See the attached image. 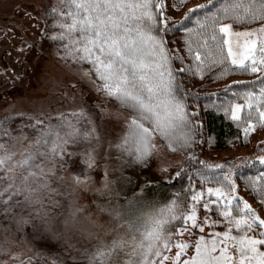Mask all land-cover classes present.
<instances>
[{
	"label": "rangeland",
	"instance_id": "rangeland-1",
	"mask_svg": "<svg viewBox=\"0 0 264 264\" xmlns=\"http://www.w3.org/2000/svg\"><path fill=\"white\" fill-rule=\"evenodd\" d=\"M197 2L168 8L166 15L178 17ZM55 3L56 0H0V117H23L16 122L18 127L11 133L10 142L0 144V264H89L90 256L92 264H127L130 259L138 262L140 259L133 256L130 233L124 235L123 228L117 226L118 218L109 210L112 203L102 195L113 187L110 168L126 154L115 145L127 131L129 116L115 98L93 86L101 83L96 76L91 84L81 78L80 67L87 69L83 63L66 61L45 36L44 12ZM223 23L230 24L235 33L257 30L264 20L241 28H234L229 21ZM133 24L139 26L135 21ZM260 35L257 31L253 37L258 46ZM227 38L241 43L247 39L235 35ZM41 113L47 120L44 126L55 128L49 146L38 142L37 131L31 129L35 120L29 116L39 119ZM88 117L102 133L99 144L94 146L97 166L90 172L81 167L79 153L88 145L77 131ZM59 123L67 126L59 128ZM0 136H5L2 131ZM152 140L156 149L141 175L155 180L174 173L184 155L164 149L158 136ZM259 140L260 146L264 145V130ZM37 148L40 153L31 155ZM251 149L239 146L226 153L242 155ZM73 169L85 172L91 181L84 182ZM106 173L109 184L103 188ZM247 202L255 209L253 214L259 211L257 214L264 219V204ZM192 207L189 204L188 211ZM201 207H196L195 212ZM196 217L195 226L191 220H184L183 227L175 228L168 248L163 250L168 259L157 258L163 264H177L174 257L178 252H183L182 259H186L194 254L197 243H210L217 239L216 233L228 230L223 222L227 218L212 215L204 207ZM213 221L218 222L214 228L210 226ZM121 238L123 245L119 243ZM113 240L117 241L115 245ZM219 240L225 246L224 238ZM180 243L187 247L178 248ZM226 247L228 255L237 259L236 245L229 243ZM219 251L218 247L216 254Z\"/></svg>",
	"mask_w": 264,
	"mask_h": 264
},
{
	"label": "snow or ice",
	"instance_id": "snow-or-ice-1",
	"mask_svg": "<svg viewBox=\"0 0 264 264\" xmlns=\"http://www.w3.org/2000/svg\"><path fill=\"white\" fill-rule=\"evenodd\" d=\"M65 7L74 11L65 12L55 7L51 9L49 14L56 17L54 26L60 30L48 38L61 41L60 47L64 48L65 59H72L81 65L86 60L92 63L94 73L80 67L79 74L82 79L91 84L94 76L99 77L101 83L93 85L98 91L106 92L121 105L135 110L126 121L127 131L115 145L128 155L129 163L135 161L143 164L152 157L156 149L152 137L157 134L166 141L168 148L177 144L186 148L188 144L195 142L199 124L194 123L191 117L196 113H189L185 101L177 95L182 85L177 82L179 70L172 64L173 60H179L183 64L184 58L178 54L172 56L167 49L163 34L169 31L181 30L185 33V47L195 63L185 67L184 72L202 74L220 65V75L230 70L260 73V77L255 81L238 82L235 85L238 89L235 95L242 97L250 109L255 106L260 122L264 124V24L257 30L233 33L231 25L222 22L226 19L233 22L264 20V0H206L205 4L192 10L185 21L171 27L167 25L166 5L154 0H65ZM201 11L202 15L196 14ZM69 17L72 22L66 23ZM133 21L139 26L136 27ZM189 22L193 24L192 27L186 26ZM75 29L80 33L78 39H72ZM257 31L261 34L259 46L257 39L253 38ZM232 35L247 39L243 43L239 40L233 42L227 38ZM45 36L48 34L45 33ZM66 37L69 40L67 44L63 43ZM249 84L258 86V91L249 87ZM230 105L225 112L230 110L232 117L238 119L243 105L232 102ZM81 115H84L83 111ZM59 116L60 120H63V114L60 113ZM29 119L35 120L31 125L34 128H43L47 123L43 113L39 119L33 116H29ZM145 121H150V124ZM177 129H180L179 134ZM248 130L244 129L245 132ZM77 131L82 136V142L88 145L79 153L81 167L90 172L97 166L94 146L99 144L102 133L91 117H88L86 124ZM45 132L48 134L47 129ZM258 159L264 164V155ZM207 167L220 169L222 165L209 164ZM73 171L82 176L84 182L92 179L84 174L85 172H77L75 169ZM196 174L202 185H215L205 191L214 194L216 199L212 200L211 204L206 199L203 207H212L222 218H227L223 222L228 230L216 233L217 239H212L210 243H197L194 254L186 259H182L183 252H178L174 257L177 264H264V219L253 214L247 201L236 202L239 197L235 195L237 187L234 169L230 167L227 171H218L214 175H204L198 171ZM186 175L187 188L193 202L192 210L185 208L188 201L181 199L177 193L175 198L170 199L152 218L151 227L146 231L144 238L138 243L134 242L136 248L133 249V254L139 249L141 259L138 262L130 259L127 264H163V261L157 258L168 259L163 250L168 248L175 232V224L171 222L179 224L183 220H191L194 226L197 224L195 208L198 205L195 202L201 200L204 192L193 189L191 175L187 172H176V176L181 180ZM262 177L264 174L256 179ZM121 179L127 183L132 182L126 175L121 176ZM245 179L254 185L252 178ZM108 184L106 173L103 188H107ZM261 195H264V189H261ZM217 223L213 221L210 226L214 228ZM165 225H170L172 231H168ZM254 229L259 231L254 232ZM233 231L238 234L233 235ZM250 232L253 234H249ZM219 237L224 238L222 244L225 246H221ZM200 239L204 240L203 237ZM112 243L115 245L117 241L113 240ZM119 243H125L123 238ZM229 243L236 245L239 250L235 260L228 255L226 245ZM177 247L183 249L187 245L180 243ZM218 247L220 251L216 254ZM96 255L100 253L97 252ZM89 264H92L91 256Z\"/></svg>",
	"mask_w": 264,
	"mask_h": 264
},
{
	"label": "trees",
	"instance_id": "trees-1",
	"mask_svg": "<svg viewBox=\"0 0 264 264\" xmlns=\"http://www.w3.org/2000/svg\"><path fill=\"white\" fill-rule=\"evenodd\" d=\"M195 0H154V2H163L166 5V14L168 8L180 7L188 4ZM206 0H199V2L187 7L184 12L178 17L167 16V25L178 26L182 21H185L187 16L196 9L199 5L205 4ZM57 10H63L65 12L74 11L65 7V0H56V3L48 7L44 12V26L46 28L47 37L52 36L56 31L60 29L54 26V20L56 17L49 14L52 8ZM131 12L132 9H129ZM197 15H202L201 12H197ZM163 20V17H161ZM194 20V16H193ZM229 21L234 28H241L245 26H251L261 22L258 20L255 22H233L230 19H226L222 22ZM66 23H71L69 17ZM187 27H192L191 22L186 24ZM50 33V34H49ZM72 39H78L80 36L79 30L75 29L72 34ZM164 40L167 44V49L170 51L172 56L179 55L183 57V64L179 60H173V67L179 70L178 83L182 87L178 90L177 95L182 97L186 103V108L189 113H196L191 119L194 123L198 122L199 128L196 130L194 137V143H190L186 148L181 147L179 144L174 145L173 148H168L166 141L160 138V143L164 149L173 153H182L184 155L183 163L178 169L172 174L165 175L162 178L150 180L142 178L141 169L145 163L140 164L135 161L129 163V157L127 154L120 156L118 161L114 163V167L110 168V178L113 183V187L105 191L102 195L107 201H110V211L115 213L118 218V227L123 228L124 235L130 233L129 237L132 238L136 248V243L144 238L146 231L151 227V220L155 217L159 210L167 204L170 199L175 198V195L179 193L181 199L188 201L185 208L188 210L189 204L193 205L191 201V193L187 188L188 176L186 175L183 180L176 176L177 171H184L191 175L192 186L194 190L203 191L204 195L200 201L195 202L197 207L202 206L196 210L198 214L199 209H203V202L207 199L211 204L212 200L216 197L214 194H209L205 190L208 187H215L212 183L201 184L199 176L196 172H201L204 175L212 173L213 175L218 171H227L230 167L234 169V179L236 182L237 191L236 196L239 197L237 203L242 201L256 202L261 206L264 204V195H261V189H264V177L256 179L258 176L264 174V164L259 161V156L264 155V145L260 146L261 140L259 137L261 131L264 130V124L260 122L259 114L253 108L247 106L246 101L242 97L235 95L238 89L235 87L238 82H250L255 81L260 77V73H240L239 71L230 70L224 75H220L221 66L217 65L211 70L205 71L202 74H193L192 72H184L183 69L190 65H194V61L188 55L185 47L184 36L185 33L181 30L169 31L163 34ZM51 45L55 46L60 53L61 57L64 58V48L60 47L61 41L59 39L52 40ZM63 43H69L66 37ZM65 59V58H64ZM72 63H77L72 59H65ZM83 65L86 66L90 71H94V66L90 61H83ZM235 68V66H231ZM194 72V69H193ZM99 80V77H96ZM253 90L258 91V86L249 84ZM190 93V94H189ZM194 94V95H192ZM230 102L241 103L243 107L240 109L239 118L234 119L231 111L225 112L226 108H230ZM123 106V105H122ZM127 116H130L135 112L134 109L126 108L123 106ZM251 113V115H250ZM19 119H23L17 115H4L0 117V132L5 136H0V144L9 143V137L11 133L18 126L16 122ZM150 124V121H145ZM67 125L59 123L58 127L63 128ZM245 128L249 130L244 131ZM37 131L38 142H43L49 146L52 143L53 132L55 128H34ZM47 129L48 134L45 130ZM180 129H177L179 134ZM10 135V136H9ZM45 140V141H43ZM81 140V139H80ZM153 143V140H152ZM245 146L249 152L245 154L237 153H226L234 147ZM178 149V150H177ZM40 150L37 148L31 155L37 156ZM203 161L204 163H201ZM222 165L220 169H209L207 165ZM128 176L131 178V183H127L121 179V176ZM245 177L252 178L254 185L248 183ZM144 180V181H143ZM222 204L223 201H220ZM218 208L219 205H216ZM253 213L255 209L251 207ZM192 210V209H191ZM208 212L212 215H218L217 211L212 207L208 208ZM259 214V211H256ZM256 213V214H257ZM234 214H237L234 212ZM255 214V215H256ZM257 214V215H258ZM260 218L261 216L258 215ZM263 219V218H261ZM175 224V228L183 227L184 220L181 223L176 224L175 221L171 222ZM258 223V222H257ZM116 227V226H115ZM168 231H172L170 225H165ZM144 234L142 235V233ZM128 235V234H127ZM131 249V248H130ZM130 249H128L130 254ZM135 260L141 259L139 255V249H137Z\"/></svg>",
	"mask_w": 264,
	"mask_h": 264
}]
</instances>
